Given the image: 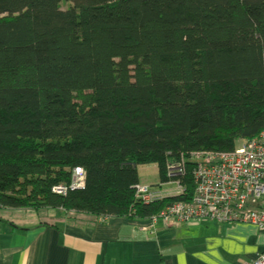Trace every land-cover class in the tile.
<instances>
[{
  "label": "trees",
  "instance_id": "obj_1",
  "mask_svg": "<svg viewBox=\"0 0 264 264\" xmlns=\"http://www.w3.org/2000/svg\"><path fill=\"white\" fill-rule=\"evenodd\" d=\"M263 130L264 0H0V209L147 219ZM181 158L182 195L135 197Z\"/></svg>",
  "mask_w": 264,
  "mask_h": 264
},
{
  "label": "crops",
  "instance_id": "obj_2",
  "mask_svg": "<svg viewBox=\"0 0 264 264\" xmlns=\"http://www.w3.org/2000/svg\"><path fill=\"white\" fill-rule=\"evenodd\" d=\"M149 226L148 219L0 209V264H249L264 251V230L246 225Z\"/></svg>",
  "mask_w": 264,
  "mask_h": 264
},
{
  "label": "built area",
  "instance_id": "obj_3",
  "mask_svg": "<svg viewBox=\"0 0 264 264\" xmlns=\"http://www.w3.org/2000/svg\"><path fill=\"white\" fill-rule=\"evenodd\" d=\"M193 195L190 201L175 202L147 218L150 230L157 220L177 225L191 220H209L217 224H241L264 230V130L229 152H192ZM183 159L167 164L165 176L173 189L154 190L145 185L134 187L144 204L184 192L180 178L185 174ZM167 183V185H168ZM81 171L74 169L67 185L53 188L57 195L81 188ZM249 264H264V251Z\"/></svg>",
  "mask_w": 264,
  "mask_h": 264
},
{
  "label": "rangeland",
  "instance_id": "obj_4",
  "mask_svg": "<svg viewBox=\"0 0 264 264\" xmlns=\"http://www.w3.org/2000/svg\"><path fill=\"white\" fill-rule=\"evenodd\" d=\"M56 3L57 2L55 1L54 4H56ZM137 176H138L139 184L150 187L151 189L159 188V186L162 189L173 188V184L170 185V183H168V185H167V183H162L159 185L157 168L153 164L138 166L137 167Z\"/></svg>",
  "mask_w": 264,
  "mask_h": 264
}]
</instances>
